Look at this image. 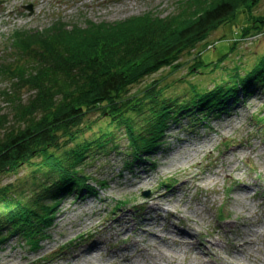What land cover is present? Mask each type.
<instances>
[{
    "label": "rangeland",
    "instance_id": "rangeland-1",
    "mask_svg": "<svg viewBox=\"0 0 264 264\" xmlns=\"http://www.w3.org/2000/svg\"><path fill=\"white\" fill-rule=\"evenodd\" d=\"M178 1L0 0V63L16 57L17 32L39 34L60 21L71 28L112 23L148 11L164 16ZM30 4L32 14L25 7ZM252 12L236 14L182 53L175 63L180 68H162L131 93L137 95L159 82L169 87L167 97L185 104L193 97L191 84L215 90L224 81L231 82L228 77L239 66L241 76L247 77L264 56V26L256 28L257 21L253 22L264 17V0ZM200 61L216 66L192 71ZM9 86V79L0 77V88ZM22 92L25 98L32 94L27 88ZM237 97L224 112L203 118L205 111L195 110L172 120L162 144L144 154V160L128 154L129 141L120 132L121 152L94 151L86 162L85 172L106 184L93 183L94 193L83 197L75 193L63 197L36 247L4 228L0 238L7 239L0 243V264H68L77 250L91 249L98 257L93 264H111L110 255L120 257V252L128 259L112 264H264V236H253L254 245L238 250L250 229L264 230L258 223L264 215V84L255 81L249 92L241 90ZM7 107L0 100V108ZM100 113L89 117L99 129L104 122ZM127 159L135 161L130 168L125 167ZM30 177L28 168L19 175H3L0 187ZM158 236L175 240L165 243ZM148 241L161 245L166 254L153 253ZM135 242L144 250L137 251ZM197 256L204 261L199 263Z\"/></svg>",
    "mask_w": 264,
    "mask_h": 264
},
{
    "label": "trees",
    "instance_id": "trees-1",
    "mask_svg": "<svg viewBox=\"0 0 264 264\" xmlns=\"http://www.w3.org/2000/svg\"><path fill=\"white\" fill-rule=\"evenodd\" d=\"M260 1L179 0L164 16L148 11L112 23L71 28L60 21L39 34L17 32L16 57L0 63V77L10 83L0 88V100L8 106L0 108V177L19 175L25 168L31 177L0 187V235L7 229L36 247L63 197H83L94 193L93 183L106 184L85 172L86 162L94 151L121 152L120 132L129 141L128 154L144 160V154L162 144L178 116L195 110L205 111L203 118L224 112L241 90L249 92L255 81L264 84L263 56L247 77L236 67L231 82L215 90L191 84L193 97L185 104L167 97L169 87L159 82L131 93L162 68H180L175 63L182 53L239 12L251 13ZM253 22L261 28L264 17ZM200 62L191 70L216 66ZM25 88L32 91L27 98ZM99 111L104 120L100 129L89 119ZM133 163L127 159L125 167ZM6 239L4 235L0 243Z\"/></svg>",
    "mask_w": 264,
    "mask_h": 264
},
{
    "label": "bare ground",
    "instance_id": "bare-ground-1",
    "mask_svg": "<svg viewBox=\"0 0 264 264\" xmlns=\"http://www.w3.org/2000/svg\"><path fill=\"white\" fill-rule=\"evenodd\" d=\"M188 155V154H187ZM142 181H146L145 179H141ZM144 183V182H143ZM160 196H163V197H165L163 194L161 195V194H159ZM154 204H158V201L157 200H155L154 201ZM159 207H161V206H159ZM194 212L196 213V212H198V211H196V210H194ZM199 213V212H198ZM246 220H248V221H252L251 219H246ZM258 223H262V224H264V215L262 216V218H260L259 219V221H258ZM253 226H256V223L253 221V224H252ZM169 228V227H168ZM167 228V226H166V229H168ZM148 232H150L149 230H148ZM253 236H264V230L261 232L260 230H258V229H250L249 230V233H245V235L243 236V237H241V240H243L242 241V244H240V246L238 247V250L241 248V249H243V247L245 246V247H251L252 245H254L255 243H256V241H255V239L253 238ZM160 239H159V241H164L165 243H168V242H173L175 239H173V238H169V239H166L167 237H160V236H158ZM183 241H185V240H183ZM188 241V240H187ZM145 244H147V247H148V249H151L152 250V252L153 253H155V254H159V255H162V256H164L166 253H165V249L164 248H162V246L161 245H159V244H156L155 242H151V241H148V243L146 242ZM135 245H136V250L137 251H142V250H144V245L143 244H141L140 242H138L137 244H136V242H135ZM95 249V248H94ZM127 249V248H126ZM238 250H236V251H234V257L237 259L238 257L237 256H235V253L236 252H238ZM76 255L73 257V259H72V261H71V263H68V264H93L96 260H98L97 258V256L95 255V254H92L93 252H92V249L91 250H86V251H84V252H79V250H77L76 252ZM120 257H115V256H113V255H110V257L112 258L111 259V264L112 263H119V260H121V259H123V260H126V259H128V257H126V256H122V253L120 252V255H119ZM197 258V260L199 261V263H202L204 260L201 258V257H199V256H197L196 257ZM38 261V260H37ZM34 264H39L38 262H35Z\"/></svg>",
    "mask_w": 264,
    "mask_h": 264
},
{
    "label": "water",
    "instance_id": "water-1",
    "mask_svg": "<svg viewBox=\"0 0 264 264\" xmlns=\"http://www.w3.org/2000/svg\"><path fill=\"white\" fill-rule=\"evenodd\" d=\"M25 7L30 11V14H32V12H33V5L30 4V5H27Z\"/></svg>",
    "mask_w": 264,
    "mask_h": 264
}]
</instances>
